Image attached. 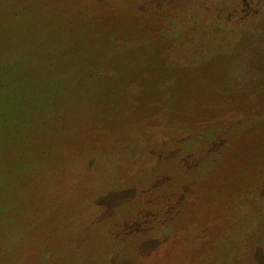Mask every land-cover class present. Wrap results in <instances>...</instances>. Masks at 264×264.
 <instances>
[{"label":"rangeland","instance_id":"374dc122","mask_svg":"<svg viewBox=\"0 0 264 264\" xmlns=\"http://www.w3.org/2000/svg\"><path fill=\"white\" fill-rule=\"evenodd\" d=\"M176 11L179 19L169 17ZM166 19L167 26L162 23ZM176 23L184 29L174 28ZM185 28L190 37L180 36ZM191 37L200 44L202 61L214 66L203 69L195 64L196 55H184ZM212 51L215 54L207 56ZM177 63L189 66L186 84L177 85L180 95L189 98V106L187 100L182 102L181 116L196 104L195 112L207 113L225 92L224 84L238 74L242 79L232 90L236 108L252 107L260 114L255 115L251 140L238 142L239 133L229 124L215 130L213 145L227 151V162L220 161L224 166L218 170L205 166L206 161H216V155L210 160L204 156L200 164L192 159L201 156L197 152L171 163L172 171L181 166L185 170L178 179L167 178V183H179L177 204L195 194L185 203L189 214L184 220L176 218V224L169 209L162 220L164 230L155 233L150 223L161 205L151 208L133 200L136 191L130 187L119 186L113 194L99 190V172L104 166L105 174L110 172L101 147L123 143L129 130L139 136V127L118 121L131 117L132 110L147 116L145 108L152 106L143 103L165 94L163 84L173 74L164 77L161 72L168 68L177 73ZM238 67L244 71L238 72ZM261 79L264 0H0V264H77L76 256L68 253L74 232L67 228L84 224L93 209L102 214L95 231L100 238L94 242L100 253L80 255L84 264H165L166 257L150 253L152 237L145 240L140 234L160 237L180 228L178 224L189 227L197 218L200 226L211 225L212 230L224 222L235 243L214 238L212 230L200 232L203 226L189 229H198L193 243L197 248L185 251L188 240L183 235L175 250L180 258L176 255L167 264L211 261L207 255L216 245L205 242L209 234L219 248H228V261L264 264V242L253 254L240 252L243 240L250 238L246 228L259 224L254 220L257 203H264V87L247 88ZM140 115H133L136 125L142 122ZM108 174L102 178L107 185ZM94 194L99 199L95 206L90 199ZM114 207L125 210L126 216L118 211L103 215ZM233 219L240 222L231 226ZM258 231H264V223ZM116 235L117 244L108 249L107 241L114 242ZM229 244L239 252L236 258ZM219 253L225 255L223 249ZM228 261L222 258L221 264Z\"/></svg>","mask_w":264,"mask_h":264},{"label":"trees","instance_id":"16d2710c","mask_svg":"<svg viewBox=\"0 0 264 264\" xmlns=\"http://www.w3.org/2000/svg\"><path fill=\"white\" fill-rule=\"evenodd\" d=\"M161 13L162 12H159L158 14H161ZM164 16L166 18L168 17L166 15ZM170 16H172L176 20L177 18L179 19L178 11L174 13H170L169 17ZM162 23L164 25L170 24L167 19L165 23L164 22ZM254 23L256 26L257 22H254ZM178 26L179 25L176 23L174 28ZM178 28H183V26H179ZM256 30H259V28L256 27ZM188 33L189 31L187 30V28H185V30H183V33L180 36H182L183 34L187 35ZM187 36L190 37V34ZM191 38L187 42L188 45L184 46V55L187 56L188 53L190 56L196 55L197 58L195 59V64L197 65L198 63L199 65L200 63L203 69L206 66H209V67L214 66L213 64L205 63L206 61L204 60L202 61V59H204L203 57L204 55H202V53L200 52V49L198 48V45L200 44L197 43L196 37L192 39ZM199 39H198V42H199ZM218 48L221 49V46ZM180 51L181 50H178V53H180ZM213 54H215L214 51L210 52L207 56H210ZM177 64H179V66H177V68L179 69L177 73L174 71H171V69H168V68H166V70H162L161 72L164 77L167 74H173L172 75L173 80H171L172 78L168 79L163 84L164 88L167 90L166 91L164 89L165 94L152 96L149 100H147V102H144V103L140 101L139 104L143 103V105H146L147 107L152 106L148 108V110L147 108H145V113L147 116L145 115L143 116V114L141 116L139 113H137V110H135V112H133L132 110L131 112H129L131 113V117L128 115L129 117L126 120L118 121V123H122V124L127 122L130 125L131 129H133L134 126L139 127L138 128L140 132L138 134L139 136L138 137L135 136V134H133L131 130H129V137L127 138V140L123 139L124 140L123 143L120 141H116V142H113L112 146L109 148L101 147V149H103V153L107 154L104 165H106V163L109 162L107 167L110 168L109 169L110 172H107L105 174L106 166L103 167L102 173L99 172L98 178H97L100 181L98 183L100 185L99 190L102 192L104 190L105 191L107 190L108 193L113 194L116 191L115 188L119 186H124L126 188L130 187L129 190L133 189V191H136V194H134V196L132 197V199L134 198L133 200L135 199H138L139 201L141 200V203H145V205L148 207H150L151 205V208L152 206L158 207V205L159 206L161 205V209L158 211L160 214H157L155 218H153V221L150 223V227L153 229H156L155 233L160 232V231L162 232V230H164L163 228L164 225L162 224V220L164 219V216L165 214H167L169 209L172 210L171 216H174L173 219H175L174 222L176 224L178 223L176 218L179 220V222L184 220L186 215L189 214V212L185 210L186 208L185 203L188 200L190 201V199L195 194L194 192L193 195L192 194L188 195L189 198L186 197L187 199L186 201L183 202V204L181 202V199L179 203L177 204L176 198L178 195H175V192H176V187L179 183H177L176 181L172 183L170 180L178 179V177L181 175V172L184 169L181 166L178 168H174V170L172 171L171 163L174 162L175 160H178V157H180V155L190 156L192 153L201 154L200 157L193 156L192 158L195 161L197 160V162L200 160L199 161L200 164L204 160L205 158L204 156H207L210 160L212 159L213 156L216 155L217 156L216 161H213V159L210 160V162L206 161L205 166L207 165L211 171L218 170L217 168H220V166L221 167L224 166L222 164H218L220 161H223V164H226L227 162L226 160L227 157L225 156L227 151H226V147L224 150L222 149L220 150L219 147L217 148V145L216 146L213 145L212 140H214L213 136H214L215 130H217L218 128H222L223 125L229 124V126L231 125V127L236 128V130L238 131L239 133L238 142L242 143L245 140H248V139L251 140V131L256 127V126L253 127V123L255 122V119H254L255 115L260 114L259 112L255 111L254 108L253 110L252 107H250L249 110H247L246 108L240 107V105L236 108L237 104L236 102H233L232 96H235V95L233 94L234 92H232V90L234 89L236 80L239 81V79H242L240 78V76H238L239 75L238 74L235 78L236 80L231 81L232 84L229 81H228L229 85L224 84L223 88L225 92H222L223 95L221 98L215 101H212L213 105L210 106L211 108L210 107L207 108V113L206 112H195V110L198 109L196 108L198 106L196 104L191 108L187 107L188 108V110L186 109L187 116L186 115L181 116L180 113L182 112V109H181L182 102L183 101L185 102L187 100V106H189L188 105L189 98L186 99L185 95L183 94L180 95V90H177V85L184 86L186 84L187 73H188V69L186 68V66H188L190 62L188 64H185L184 67L180 63H177ZM195 64L193 63L194 66ZM208 68L206 69L208 70ZM241 68L242 67H238L237 71L243 72L244 70L243 69L241 70ZM182 75L184 76L182 77ZM244 83H246V81ZM249 83H252V81L251 82L249 81L248 85H250ZM250 87H252V89H249L250 91L260 89V87L263 88L264 80L261 79L260 81L255 82L254 86H248L247 88H250ZM244 88L247 89L246 86ZM246 101L247 99L243 100V102L248 105L250 102L248 103ZM135 104L139 106L138 103H135ZM255 104L253 106H256ZM208 109H209V112H208ZM124 111L127 112V110H124ZM134 114L141 116L138 118V120H142L141 123L136 125V123L138 122L136 121L137 120L136 116L133 117ZM201 117L203 118V121ZM261 118L264 119V116ZM150 122H152L153 124L150 127L146 126V124ZM187 122L191 125L188 126ZM261 123L264 124V122H261ZM261 123L257 125L261 126ZM179 124L180 126H182V129L177 128V127H180L178 126ZM167 130L169 131L167 132ZM94 138L95 137L93 136L92 139ZM146 139L147 140L151 139V140L150 142H148L146 141ZM113 146H116V147H113ZM227 147L229 149V146ZM191 148L193 149V151L187 152V150L188 149L191 150ZM124 163H127V165L124 166ZM166 165L168 166V168ZM194 168H198V167L196 166ZM184 172L185 170L182 173ZM107 174L110 178L109 181L111 182L108 185L106 184L105 181H102V178L105 179V176H107ZM135 175H137V177L140 176L139 177L140 179L135 180V178H133ZM145 178H148L147 181L145 180L147 185L145 182H143ZM167 178L168 179L170 178L169 183H167L168 181ZM142 183L144 184V187L141 188L140 192H138V190H140L139 187ZM166 190H169V192ZM90 199H91V202L93 203L92 204L93 206L99 204V199L97 198V194L92 195ZM232 201L233 199L231 200V202ZM257 206H259L258 207L259 209H258V212H255L257 215H255L254 220L257 219L259 221V224H257V226H253L250 229L246 228L247 230H249L246 233V235H250V238L249 239L247 238V241L243 240V245L240 246V252H245L246 254H253V252L255 253L256 250L259 249L260 246L263 245L261 243L264 242V231L263 232L258 231V229L264 223V220H262L264 219V213H263L264 203L263 202L257 203ZM116 207H114V209L104 210L103 215L105 213L107 215L108 212H111V211H112L111 213H113V211L124 213L125 210H122V209L120 210L119 208H116ZM256 209L254 208L252 210L256 211ZM80 211H82V209ZM80 211H76V212H80ZM93 211L95 213L91 214V217L87 221H85L84 224L74 223L73 226H68L67 228L69 229V231L74 232L72 235L73 237L70 239L71 248H69L68 253L70 252L69 254L71 256H76L75 262L77 264H84L85 259L79 258V256L80 255L82 256L84 253H86L87 255L91 257H98L100 253L98 252V250L95 249L98 246H95L94 242L100 238L99 235L95 234L96 233L95 231H96V228H98V226L96 225L99 224L98 221H100L99 218L102 214H100L95 209H93ZM126 213H124L125 216H126ZM153 213H154V210H153ZM139 218L141 219V217ZM173 219H170V220H173ZM225 219H226L225 217L222 218V220H225ZM192 220H193V223L189 227H187L188 225H185L182 223L178 224L181 227L176 229L174 232L170 234L162 233V235H160L159 237V234L155 236L154 234L147 233V234H140V237L145 240H148V238L152 237L151 239L152 242L150 243L152 244L153 248L150 251V253L157 257L159 256L166 257L165 264H167L168 261L171 262L172 260L175 259V256L178 255L177 253H175V250L179 251V249L176 246L181 241L183 235H185L186 240H188L186 243V249L184 248L185 251L188 252V250L191 249V247L192 249L197 248L193 243L196 237V233H198V229H194L193 231L189 229L198 228V227L200 228L203 225L201 226L199 225L201 222L199 218L191 219L190 221ZM233 220L235 222H232L231 220V226L234 223H236L237 225V223L240 222V221H237L238 219L237 220L233 219ZM225 221H228V220L226 219ZM223 223L224 222L218 223L220 224V226L218 224L216 226L213 225L214 226L213 229L215 230L210 229L211 225L207 227L203 226L205 227L203 231H201L200 229L199 230L200 232H204V233H206L208 230H212L213 233L211 234V236H213L214 238L217 237L218 240L224 238L225 242L227 241L228 243H232V244L235 243L234 239H237V238L233 236L232 232L230 233L229 228L224 226ZM192 225L195 227H191ZM82 226L84 228L83 230H80V227ZM221 227H226V230L222 232ZM67 229H65V232H64L65 234L68 233L66 232ZM204 233H201L203 234L202 237H204ZM220 234H224V235L221 236ZM208 236H210V234ZM208 236L205 235V242H209V243L212 242L214 245H216L214 246L215 247L214 252H209V254L207 255L209 260L211 259L212 260L208 262H205L204 260V263H199V264H221L222 258H226L228 261V258L226 257L228 255L227 253L228 248L226 247L219 248V244H220L219 241L217 240L215 243L214 238L212 237L210 238ZM117 237L119 236L116 235V239L114 242L113 240L110 242L107 241L108 249L110 248L111 244H114L116 242ZM117 242L120 243L121 241H117ZM220 249L224 250V253H225L224 256H221V253H219ZM229 250L230 252L235 251L234 245L229 244ZM238 254L239 252H237L236 250L234 252L235 258L238 256ZM179 256L180 255H178L177 258ZM182 258H184L186 261V258L188 257L182 256ZM235 260L236 259L230 258L228 263L234 264L236 261H237L236 262L237 264L243 263V261L240 259L236 261ZM179 264H183V263L179 261Z\"/></svg>","mask_w":264,"mask_h":264}]
</instances>
